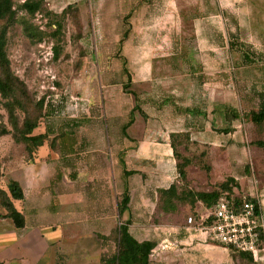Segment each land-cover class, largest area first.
<instances>
[{"label":"rangeland","instance_id":"rangeland-1","mask_svg":"<svg viewBox=\"0 0 264 264\" xmlns=\"http://www.w3.org/2000/svg\"><path fill=\"white\" fill-rule=\"evenodd\" d=\"M24 1L14 0L17 20L7 35L11 91L0 94V124L10 132L0 137V164L30 159L32 137L43 133L53 155L62 156L53 189L74 188L83 199L77 214L84 208L91 216L87 228L107 259L119 253L123 224L134 236L135 222L174 234L190 216L200 219L181 204L177 214L163 208L159 189L178 174L165 139L172 131L190 135L175 142L180 155L194 160L195 189L206 188L207 165L221 179L244 162L250 143L260 139L245 123L261 107L260 98L249 97L252 87L264 88V0H44L35 15L21 8ZM247 57L253 68L243 65ZM207 80L212 86L205 90ZM214 92L219 99L209 96ZM210 103H230L240 116L242 136L227 148L198 143L188 130L193 110ZM25 121L36 123L33 133L23 131ZM68 154L74 162L63 158ZM125 194L130 202L121 215ZM253 259L264 264V250Z\"/></svg>","mask_w":264,"mask_h":264},{"label":"crops","instance_id":"crops-1","mask_svg":"<svg viewBox=\"0 0 264 264\" xmlns=\"http://www.w3.org/2000/svg\"><path fill=\"white\" fill-rule=\"evenodd\" d=\"M205 64L209 65V60L205 61ZM245 67L253 68V66ZM263 80L264 77L259 83L264 84ZM209 81L211 80L205 83L209 84ZM207 86L212 85H205V90ZM252 90L253 93H250L249 97L257 98L255 93L257 94L260 89L253 86ZM209 96L215 100L218 93H210ZM225 97L227 98L228 95ZM219 98L220 93L217 99ZM232 110L230 103H223L219 106L210 103L207 107L200 106L193 110L194 118L190 119L188 130L194 131V138L198 143H209L213 146L227 148L236 139L237 133L242 136L237 130L241 128L240 123H237L240 116L236 118ZM188 116L191 118L190 114ZM242 118L244 121V113H242ZM193 121L195 125L191 124ZM245 124L251 130L250 134L256 133L249 118ZM215 128H222L223 131L226 129V131L219 135ZM37 132L38 135L43 134ZM174 132L178 131H172ZM172 133L165 139L164 145L171 147ZM256 135L264 140V132L256 133ZM155 144L160 145L161 143L157 139ZM48 146L47 141L44 140L41 145L35 144V148L32 147L30 159L27 160L21 156L8 163H3L0 188L8 192L12 189L24 191L25 199L14 200V204L23 213L25 226L18 228L11 218L0 217V262L4 264H102L103 243L95 232L87 228L92 224V218L86 214L84 208H82L83 212L77 214L78 202L83 199L77 198L74 188L68 192L53 189L54 166H57L62 156L53 155ZM139 149L140 151L144 149L143 143L139 144ZM171 149L167 154L173 156L177 164ZM74 156V154H68L63 158H69V161L74 162ZM248 163L252 167V173L249 174L245 172ZM189 167L186 180H182L177 174L172 177L175 181L173 180L171 184L181 185V182H186L190 188L195 189L192 187L194 182L189 175ZM205 171L201 179L206 188H197L196 191L210 192L228 177H234L239 182L242 195L257 198L264 206L263 148L251 144L244 162L233 166L228 170L229 175L222 176L221 179L214 175V168L211 169L209 165ZM181 205L185 210L191 208L189 202ZM203 208L205 207L202 202L195 204L196 212L204 216ZM1 213H5L2 208H0ZM169 213L177 214V212ZM139 225L135 222V238L138 241H158L151 255L152 264H257L251 257L232 252L210 241H204L199 234L184 232L183 228L190 231L189 225L176 229L177 233L174 234L169 232L173 231V228L164 227L162 230L165 234H160L158 231L153 232L152 229H146L148 225H143L142 228H139Z\"/></svg>","mask_w":264,"mask_h":264},{"label":"trees","instance_id":"trees-1","mask_svg":"<svg viewBox=\"0 0 264 264\" xmlns=\"http://www.w3.org/2000/svg\"><path fill=\"white\" fill-rule=\"evenodd\" d=\"M44 7V0H25L21 8L31 15H35L40 12ZM17 20V10L14 7V0H0V94L7 95L11 91V85L9 78V58L7 53V35L9 27ZM244 66H252L255 61L250 59H244ZM258 98L261 99V107L257 110L252 109L249 113V119L254 125L256 133L262 134L264 132V88L258 93ZM238 118L237 115H235ZM14 128L17 125L13 123ZM36 123H30L28 121L24 122V132L27 134L33 133L36 129ZM9 130L6 126L0 124V137L9 134ZM190 135L172 133L170 145L173 149V155L177 160L176 168L179 177L182 180L187 179V168L193 164V159L184 155H180L175 138L186 137ZM46 139L45 135H39L37 137H32V141L36 145H41ZM251 144L256 145L264 149V140L255 139ZM3 164H0V178L2 177ZM245 172L247 174L252 173V167L248 163L245 167ZM134 173L133 171H126L127 175ZM239 182L234 177H228L224 182L220 183L216 188L210 192L196 191L190 188L186 184L178 185L176 183L171 184L169 187L159 189L160 200L163 202V208L167 212H177L178 204H184L189 202L191 205L190 211L198 215L195 210V204L197 202H202L207 210L213 209L218 199L224 195L228 194L231 197H239L242 194L236 192L239 190ZM249 198L255 200V198L249 196ZM25 194L22 189H12L9 192L0 188V208L5 210V213H1L0 217L11 218L18 228H23L25 226V217L21 211H19L14 200H24ZM130 196L125 194L123 200L119 206L120 214L122 215L129 206ZM208 219L206 224H209ZM130 223H126L120 226V238L119 245L120 250L117 256L111 259H107L102 255V264H152L151 255L154 249L158 245L156 240H145L138 241L135 236L130 231ZM184 232L194 233L195 231L191 229L190 231L183 228ZM244 255L246 257L253 258V255L248 253H242L237 251H232ZM0 264H4L0 262Z\"/></svg>","mask_w":264,"mask_h":264},{"label":"built area","instance_id":"built-area-1","mask_svg":"<svg viewBox=\"0 0 264 264\" xmlns=\"http://www.w3.org/2000/svg\"><path fill=\"white\" fill-rule=\"evenodd\" d=\"M188 224L229 250L251 255L264 250V206L257 198L224 194L206 216H190Z\"/></svg>","mask_w":264,"mask_h":264}]
</instances>
